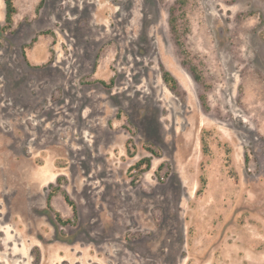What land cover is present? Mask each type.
I'll use <instances>...</instances> for the list:
<instances>
[{
    "label": "rangeland",
    "instance_id": "1",
    "mask_svg": "<svg viewBox=\"0 0 264 264\" xmlns=\"http://www.w3.org/2000/svg\"><path fill=\"white\" fill-rule=\"evenodd\" d=\"M14 4L0 264H264V0Z\"/></svg>",
    "mask_w": 264,
    "mask_h": 264
},
{
    "label": "trees",
    "instance_id": "2",
    "mask_svg": "<svg viewBox=\"0 0 264 264\" xmlns=\"http://www.w3.org/2000/svg\"><path fill=\"white\" fill-rule=\"evenodd\" d=\"M5 3V8H6V13H5V20L7 23V27L6 28H11L13 26V18L15 16V14L17 13V9L15 7L14 4V0H4ZM168 81H172V78L169 75H166L165 78ZM146 164V168L145 169H149L151 167V162L149 159H145V160H141L140 162H138L133 168L131 169H136V170H140L141 172H143L142 167L143 165ZM66 202L71 205L74 208V213L76 214V209L73 205V203L70 201L69 197L67 195L64 196ZM59 221L62 222L61 218H59ZM65 223V222H62Z\"/></svg>",
    "mask_w": 264,
    "mask_h": 264
}]
</instances>
